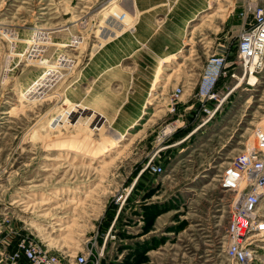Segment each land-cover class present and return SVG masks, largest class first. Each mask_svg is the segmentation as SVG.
<instances>
[{
    "label": "rangeland",
    "instance_id": "rangeland-1",
    "mask_svg": "<svg viewBox=\"0 0 264 264\" xmlns=\"http://www.w3.org/2000/svg\"><path fill=\"white\" fill-rule=\"evenodd\" d=\"M261 4L0 0V232L16 224L67 252L107 239L105 264H230L223 241L231 195L220 175L264 130V56L253 85L237 52ZM62 52L60 79L21 101L25 84ZM218 54L239 78H221L215 101L198 91ZM151 195L163 200L159 232L168 236L157 246L165 251L120 256L116 224Z\"/></svg>",
    "mask_w": 264,
    "mask_h": 264
},
{
    "label": "built area",
    "instance_id": "built-area-1",
    "mask_svg": "<svg viewBox=\"0 0 264 264\" xmlns=\"http://www.w3.org/2000/svg\"><path fill=\"white\" fill-rule=\"evenodd\" d=\"M253 22L239 34L237 52L245 75L256 74L264 56V4L256 6ZM235 62V61H234ZM236 65L227 54L212 56L198 95L219 101L217 85L221 78H239ZM160 174L161 166H154ZM222 189L231 195L229 220L223 250L230 264H257L255 253L264 242V130H255L251 147L238 152L223 168ZM116 240V233L107 234ZM107 239L88 242L74 252L49 247L38 235L28 234L16 224L0 232V264H105ZM264 264V262H260ZM259 264V263H258Z\"/></svg>",
    "mask_w": 264,
    "mask_h": 264
},
{
    "label": "crops",
    "instance_id": "crops-1",
    "mask_svg": "<svg viewBox=\"0 0 264 264\" xmlns=\"http://www.w3.org/2000/svg\"><path fill=\"white\" fill-rule=\"evenodd\" d=\"M177 1V0H176ZM147 37V36H146ZM173 57L172 55H167ZM166 57V56H165ZM163 58V57H162ZM162 58L160 63L162 62ZM159 80L156 78L155 83ZM154 83V84H155ZM153 88H156V85H154ZM173 129L172 127H168ZM167 128V129H168ZM166 129V130H167ZM165 130V131H166ZM172 131V130H171ZM170 131V132H171ZM157 195H151L150 200L148 202L144 201V206L142 208H136L138 203L132 202V206L130 209L131 216H129V220H126V224H116V230L118 231V234L120 236V239H122L123 243L120 244L119 252L121 255H131L135 254L137 252L144 251L147 254H151L152 252H163L165 251L166 244H159L158 238L163 236H168L164 232L160 231V226H162L163 217L165 214H163V210H158V203L163 204V200H158ZM150 201V202H149ZM146 203V204H145ZM155 215V229H152L150 227V217ZM161 223V224H159ZM121 226L124 227L125 230L121 229ZM124 231V232H123ZM166 242V241H165ZM111 245V244H110ZM108 249V247L106 246ZM158 250V251H157ZM111 247L107 250V253H110ZM163 258V256H162ZM117 259H113L114 264L116 263ZM166 264H175L174 260L172 262H167Z\"/></svg>",
    "mask_w": 264,
    "mask_h": 264
},
{
    "label": "bare ground",
    "instance_id": "bare-ground-1",
    "mask_svg": "<svg viewBox=\"0 0 264 264\" xmlns=\"http://www.w3.org/2000/svg\"><path fill=\"white\" fill-rule=\"evenodd\" d=\"M203 10H204V8H203ZM40 35H41V33H40ZM41 37H40V39H41ZM40 39H37V40H40ZM30 40H31V42H33V40L36 41L35 38L34 39L30 38L29 41ZM73 42H74V39H73ZM40 43L41 42H36L35 46H37ZM48 43L49 42H46L45 44H48ZM140 43H142V42H140ZM67 56H68V54L66 52H62L60 54L59 58H57L55 60H51V61H45L44 62V66H43V70L39 71V74H37L28 83L25 84L24 88L22 89V91L20 93L21 101L23 99L28 98V96L32 92H36L37 94H41V93L43 94L44 92L50 90L52 88V86H53V82H56L58 79H60V76L63 74V71H62V68H61L62 67V61L61 60H67ZM163 58H165V57H163ZM47 79H48V81H47ZM256 81H257V78H255L254 74H251L249 83L254 85V84H256ZM39 86H42V88H40L39 90H36L37 87H39ZM81 107L82 108H86V109H91L86 104H82ZM143 113H145V110L141 111V114H143ZM134 124H136V122H133L131 124V126H133ZM171 130H172L171 128H168L166 130V132H170ZM122 134H125V132H122ZM253 143H254V141L250 142L248 147H251L253 145Z\"/></svg>",
    "mask_w": 264,
    "mask_h": 264
}]
</instances>
